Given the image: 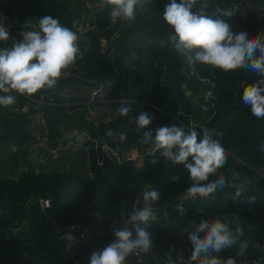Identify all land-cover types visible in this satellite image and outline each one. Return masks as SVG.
I'll use <instances>...</instances> for the list:
<instances>
[{
    "label": "trees",
    "instance_id": "16d2710c",
    "mask_svg": "<svg viewBox=\"0 0 264 264\" xmlns=\"http://www.w3.org/2000/svg\"><path fill=\"white\" fill-rule=\"evenodd\" d=\"M168 2L148 0L143 7H138L136 20L123 23L118 38L111 44L110 54L99 51L97 38L109 19L111 6L105 3L94 14L97 31L87 32L79 46L80 56L74 65L81 77L98 83L107 79L113 81L109 101L103 103L107 116L97 124L92 120L80 122L88 136L86 143L92 177L80 176L79 172L76 174L71 166L48 173L34 166L19 170L26 163L25 146L30 122L23 114H5V106L0 105V152H9L8 159L5 162L0 159V164L3 162L1 167L4 169L6 163L10 172L7 176L0 175V264H71L73 258L62 252V242L52 232V224L58 228L72 223L88 224L95 230V237L104 239L112 236L113 223L119 219L122 206L147 186L161 192L157 203L168 201L189 187L188 174L181 165H172L159 158L158 154L159 162L153 165L149 162L151 150L142 153L141 169H136L127 159L118 164H111L106 159L101 148L103 145L134 146L138 151L152 146L138 142L142 132H138L135 124L130 122L141 111L153 115L150 125L153 135L157 127L171 124L195 127L197 131L205 126L216 128L223 133V145L229 153L228 164L218 170V174L230 176L231 171H239L251 181L239 202H233V189L229 187L207 197L186 199L182 202V217L170 210L167 218L151 223L148 230L156 247L154 254L147 255L146 259L166 264L168 248H172L173 253L183 249L184 256L188 258L190 244L181 230L190 228L191 220L198 218V221L201 217H220L227 220L234 230L240 229L241 238L250 243L247 256L251 261L246 264H252L255 257L264 255L255 249L257 241L264 244V151L259 147L264 141V118L254 117L240 96L244 84L256 81L259 75L246 69L224 72L199 63L194 64L195 73L187 75L185 58L167 45L160 46V41L172 31L162 15L163 6ZM229 2L209 0L207 14L213 15L217 8L226 9ZM252 6L244 15L235 12L233 17L223 18L234 31L243 29L255 34L264 30V9L260 11L261 7L264 8V0H253ZM84 9L81 1L0 0V22L10 30L14 23L24 25L27 20L38 23L40 17L50 15L71 29V21L83 14ZM0 48H10L9 41H0ZM198 76H208L213 82L214 100L204 113L199 112L198 106V96L204 88ZM72 80V77L65 78L56 86L62 88ZM185 90L189 91L188 95H184ZM11 94L16 96V102L21 101L16 92ZM122 98L134 101L133 111L128 117H122L128 121L119 120L114 124ZM48 108L43 107L44 110ZM55 108L65 109L63 106L52 107ZM177 111L182 115H176ZM63 119L62 115L53 127L50 126L51 138L59 134ZM188 122L195 125L189 126ZM108 130L112 134L103 140ZM97 140H101L99 144H96ZM13 144L18 147L15 152L11 151ZM173 174L180 177L176 183L169 179ZM250 195L255 196L253 203L247 202L246 197ZM40 197L51 201L46 214L52 222L44 221L36 202ZM21 221V232L12 236L9 228ZM235 250V247L225 249L220 256H234Z\"/></svg>",
    "mask_w": 264,
    "mask_h": 264
},
{
    "label": "clouds",
    "instance_id": "9594fccd",
    "mask_svg": "<svg viewBox=\"0 0 264 264\" xmlns=\"http://www.w3.org/2000/svg\"><path fill=\"white\" fill-rule=\"evenodd\" d=\"M148 0H105L111 6L110 17L132 23L137 18L138 7ZM199 4V8L196 5ZM209 0H169L163 6V19L172 31L160 46L167 45L190 64H205L224 72L246 69L259 75L252 83H245L241 100L257 119L264 118V30L250 34L246 30L234 31L223 17H233L232 8H217L213 15L207 14ZM196 9L193 11V9ZM21 39L10 48H0V105L14 104L16 96L32 95L42 89L54 88L63 72L74 64L79 54V35L50 15L39 18L38 30L23 31ZM10 38L9 29L0 22V41ZM116 109V117H128L133 111V100L122 98ZM153 115L139 112L134 120L136 130L142 132L138 142L151 144L150 163L155 165L162 158L172 165H181L188 174L189 187L185 198L207 197L229 187L233 189L231 199L239 202L245 196L251 181L239 171L230 176L218 174L229 161V153L223 145V133L214 127H195L171 124L150 128ZM147 129V130H145ZM112 131L108 130L107 135ZM264 151V141L260 144ZM18 147L13 144L11 151ZM158 154V157H157ZM210 177H215L210 179ZM169 179L176 183L180 177L173 174ZM143 207L132 205L124 223L112 230L114 239L100 250H93L89 264H127L133 255L154 254L155 243L148 230L150 222L157 219L159 208L154 207L161 199L159 189L150 188L142 192ZM248 203L255 196L246 197ZM190 244L189 259L198 264H240L245 259L250 243L241 238L240 229L220 217L204 218L181 230ZM235 247L234 256L222 258L220 253ZM255 249L264 253V244L257 241ZM167 264H183L184 250L166 254ZM252 264H264V255H258Z\"/></svg>",
    "mask_w": 264,
    "mask_h": 264
},
{
    "label": "built area",
    "instance_id": "2783aa9c",
    "mask_svg": "<svg viewBox=\"0 0 264 264\" xmlns=\"http://www.w3.org/2000/svg\"><path fill=\"white\" fill-rule=\"evenodd\" d=\"M81 1L83 3L84 12L78 18H75L71 21V29L79 35L78 46H81V43L85 40V34L89 31L96 32L94 24V14L100 11L104 5L105 0H71V2ZM253 0H230L226 9L232 8L235 12H238L240 15H244L245 12L251 8ZM264 8H260L262 11ZM125 21L117 19L115 22L109 19L104 28L97 35L98 38V47L101 53L110 54L112 53V43L118 38L120 34V29ZM28 27V28H27ZM28 30H38V23L27 20L24 25L15 24L10 28V38L9 45L10 47L17 41L21 39L20 34L23 31ZM80 49V47H79ZM80 56V51L77 57ZM187 75H192L195 73L194 64H190L185 59V68ZM72 77L76 80L85 79L76 71V66L74 64L70 65L67 69L64 70L63 75L60 80L65 78ZM198 80L203 84L204 88L200 91L198 96V106L199 112H206L211 106L214 100L213 94V82L208 76H198ZM59 80V81H60ZM86 83L92 84V79H86ZM94 85V84H93ZM92 91L89 92L88 97L82 100H79L77 104L81 105H90L96 102H106L109 101L108 94L110 88L113 86V81L110 79L105 80L97 84ZM99 88L97 90L96 88ZM61 88L55 86L54 88L43 89L32 95H20L21 101H15L14 104L4 107L5 114H23L26 116L28 121L33 122L40 130L34 131L29 134L28 146L26 148V163L22 165L19 170H25L26 166H39L43 171H47V167L58 161L59 154L68 155L69 159L73 158L76 161H80L82 166L80 176L92 177L93 173L89 169V149L87 145L88 136L85 130L76 124H70L59 129V134L51 138V127L49 125L46 110L43 107H49L51 109L55 106H63L67 108V101L60 100V96L66 97V94L60 90ZM58 99V101L56 100ZM176 115H182L180 111L176 112ZM189 118V117H188ZM84 120H90L89 117H84ZM94 122V121H93ZM98 122H94L97 124ZM189 126H194L195 123L188 122ZM152 147H147L142 151H136L134 155H130L128 160L133 161V159L140 155L142 156L143 152L152 150ZM15 174V173H14ZM149 186L143 189L148 190ZM185 190L181 191L179 194L175 195L174 198L157 203L153 205L154 207L159 208L157 219L149 223L156 222L160 218H167L169 216V211H176L178 216L184 215V208L182 202L186 200ZM142 191V192H143ZM142 192L135 195L134 199L125 203L122 206L120 217L116 220L113 225L114 228L121 226L127 216V211L130 206L137 205L143 207ZM198 197V196H197ZM191 198V199H196ZM36 202L39 205V208L45 217L44 221L49 223L53 220L46 214V209L49 207L51 201L48 198H36ZM198 219V218H197ZM197 219H192L190 226L197 221ZM23 221L20 224L10 227V232L12 236L19 234L22 230ZM52 232L57 236V238L62 242V252L66 257L73 258L71 264H89V256L93 250H100L105 247L109 242H111L114 237L109 236L107 238H99L94 236L95 230L92 226L84 223L80 224H70L63 228H58L55 224H52ZM18 237V236H17ZM172 252V248H168L165 252V260L167 262L166 254ZM145 254L133 255L128 258L127 264H159L157 261H151L146 259ZM251 261V258L246 255L240 264H246ZM191 260L184 256L183 264H190ZM167 264V263H166Z\"/></svg>",
    "mask_w": 264,
    "mask_h": 264
},
{
    "label": "crops",
    "instance_id": "0c3cea01",
    "mask_svg": "<svg viewBox=\"0 0 264 264\" xmlns=\"http://www.w3.org/2000/svg\"><path fill=\"white\" fill-rule=\"evenodd\" d=\"M71 1V0H70ZM92 84L89 83H84L80 80H72L68 83L65 84V86H63L60 90L62 92H64V94H66V97H64L63 95L60 96V100H66L67 101V107H70V109H61V108H55V109H48L46 110V114H47V119L49 118V113L54 110L59 111V113L61 115L64 116V121L63 123H61V126L59 127V129H61L64 126H67L69 124H76V125H80V122H82L84 119V117H89L90 120L94 121V122H101L106 116H107V109L106 107L103 105L102 102H96L90 105H81L79 106V104H77V102L79 100L85 99L88 97V94L90 91H92L96 86H98L96 82H91ZM94 84V85H93ZM97 90H99V88H96ZM43 90V89H42ZM47 90V89H46ZM50 90V89H49ZM41 91V90H39ZM45 91V90H43ZM47 92V91H45ZM189 91L185 90L184 91V95H188ZM190 117V116H189ZM30 122V121H29ZM40 129L34 125L33 122H30L29 126L27 127V132L28 134H30L31 132L34 131H39ZM97 144V143H96ZM28 143L25 146V149L27 148ZM102 150L104 151L105 157L108 160V162H110L111 164H118L120 162H122L123 160L127 159L128 157L132 154L134 155L136 153V148L134 146H129L126 148L123 147H116V146H101ZM8 153L7 151L5 152H0L1 157L0 159H3V161L5 162L8 159ZM135 157L133 159V161H131L133 163V166L136 169H141L142 165H143V158L140 155ZM3 164H0V175H5L7 176L10 172H9V167L6 163H4V169H2ZM34 168L36 169H42L39 166H35L33 165ZM72 167L76 174H78V172H81V162L80 161H76L75 159L71 158L69 159L68 155H64V154H59L58 157V161L54 162L52 164H50L47 167V171L45 172H53V171H60L63 169H67L68 167Z\"/></svg>",
    "mask_w": 264,
    "mask_h": 264
},
{
    "label": "rangeland",
    "instance_id": "374dc122",
    "mask_svg": "<svg viewBox=\"0 0 264 264\" xmlns=\"http://www.w3.org/2000/svg\"><path fill=\"white\" fill-rule=\"evenodd\" d=\"M61 116L62 115L59 113V111L55 112L54 110H52L49 113V118H48L49 125L53 127V124L57 123V121L61 119ZM1 164H3V162ZM8 175H10V173Z\"/></svg>",
    "mask_w": 264,
    "mask_h": 264
},
{
    "label": "water",
    "instance_id": "95a60500",
    "mask_svg": "<svg viewBox=\"0 0 264 264\" xmlns=\"http://www.w3.org/2000/svg\"><path fill=\"white\" fill-rule=\"evenodd\" d=\"M80 81L86 83V81H88V80H86V79H81ZM119 120L128 121L129 119L125 120V119H123L122 117H116L114 124H115L117 121H119ZM114 124H113V126H114ZM111 129H113V127H112ZM108 136H109V135H106V136L103 138V140H106V139L108 138ZM100 141H101V140H97L96 143L99 144Z\"/></svg>",
    "mask_w": 264,
    "mask_h": 264
}]
</instances>
